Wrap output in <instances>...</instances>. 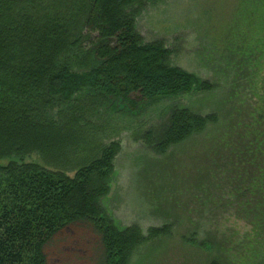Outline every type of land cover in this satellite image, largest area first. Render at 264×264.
Masks as SVG:
<instances>
[{"label":"rangeland","instance_id":"1","mask_svg":"<svg viewBox=\"0 0 264 264\" xmlns=\"http://www.w3.org/2000/svg\"><path fill=\"white\" fill-rule=\"evenodd\" d=\"M263 3L145 0L135 19L143 41L162 40L171 65L201 79L218 77L219 86L159 98L133 112L117 103L114 111L90 118L89 145L77 147L64 165L36 152L9 159L38 160L72 175L88 154L117 141L109 192L100 206L119 229L169 227L168 235L138 247L129 264H264ZM234 63L237 75L225 71ZM175 107L215 113L217 121L162 152L152 141ZM43 251L47 264H101V238L86 222L62 228Z\"/></svg>","mask_w":264,"mask_h":264},{"label":"trees","instance_id":"2","mask_svg":"<svg viewBox=\"0 0 264 264\" xmlns=\"http://www.w3.org/2000/svg\"><path fill=\"white\" fill-rule=\"evenodd\" d=\"M144 1L0 0V264H47L44 246L75 222L89 223L100 236L101 264H129L138 247L168 235V225L145 233L138 225L119 229L100 206L117 141L88 154L72 175L38 160L9 159L36 152L64 165L77 147L89 145L90 118L117 103L133 112L159 98L219 86L218 77L201 79L171 65L162 40L143 41L135 19ZM260 41L262 71L264 36ZM234 64L225 71L237 75ZM166 121L152 141L162 152L217 116L175 107ZM145 136L151 140L152 133Z\"/></svg>","mask_w":264,"mask_h":264}]
</instances>
